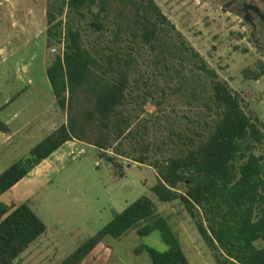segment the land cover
<instances>
[{
	"label": "trees",
	"instance_id": "1",
	"mask_svg": "<svg viewBox=\"0 0 264 264\" xmlns=\"http://www.w3.org/2000/svg\"><path fill=\"white\" fill-rule=\"evenodd\" d=\"M46 16L49 48L62 47L46 73L66 122L0 175V264H17L48 229L28 204L1 198L70 142L93 146L117 169L122 160L152 167L153 193L182 203L216 264H264V123L256 111L155 0H47ZM244 77L261 80L264 63ZM0 132L11 133L1 119ZM131 231L159 232L168 246L135 251L152 264H189L148 196L59 264H82L107 237Z\"/></svg>",
	"mask_w": 264,
	"mask_h": 264
},
{
	"label": "rangeland",
	"instance_id": "2",
	"mask_svg": "<svg viewBox=\"0 0 264 264\" xmlns=\"http://www.w3.org/2000/svg\"><path fill=\"white\" fill-rule=\"evenodd\" d=\"M155 1L220 78L240 93L244 108L255 110L264 123V77H244L246 69L264 63V0ZM46 10L47 0H0V109L12 102L0 119L6 122L7 115L17 112L19 119L10 124L13 131L33 128L43 117L51 123L28 137L19 132L13 140L0 132V175L66 122L46 73L62 53V47L48 46ZM258 154L264 155V146ZM122 163L117 169L93 146L68 143L4 195L1 200L8 205L28 204L48 228L16 263H61L118 213L148 196L168 218L189 264H216L182 203H163L153 193L156 171L129 160ZM144 245L168 250L159 232L140 237L131 231L122 239L107 237L82 264H152L146 252H135Z\"/></svg>",
	"mask_w": 264,
	"mask_h": 264
},
{
	"label": "crops",
	"instance_id": "3",
	"mask_svg": "<svg viewBox=\"0 0 264 264\" xmlns=\"http://www.w3.org/2000/svg\"><path fill=\"white\" fill-rule=\"evenodd\" d=\"M11 104H12V102L11 101H7L6 102V104H5V109L3 110V111H6V109H8L9 108V106H11ZM1 109H0V113H2L3 112ZM2 115V114H1ZM7 120H6V122L5 123H7L8 125H9V127H10V124H12L15 120H17V119H19V114L17 113V112H12V114H10V115H7ZM44 118L45 117H43V118H41V119H39V120H35V121H37L36 123H37V126L35 125V127H33V128H31V127H29L28 128V130H24L23 131V127L22 128H19L17 131H13V129H11V133L10 134H6L7 135V137H8V140H13V136L14 135H16V134H18L19 132L20 133H24V136H27L28 137V135H30V133H32V132H35V133H37L39 130H41V129H43L44 128V126H46V125H49V126H51V123L50 122H44ZM52 121H53V119H52ZM45 124V125H44ZM55 124L53 123V125H52V127L54 126ZM61 126V125H60ZM59 127V126H58ZM57 127V128H58ZM56 128V129H57ZM55 128L53 129L52 128V131L50 132V134L53 132V131H55L56 130ZM49 134V135H50ZM48 136V135H47ZM46 136V137H47ZM45 137V138H46ZM30 138V137H29ZM70 143H74V142H70ZM68 144V143H67ZM66 145V144H65Z\"/></svg>",
	"mask_w": 264,
	"mask_h": 264
}]
</instances>
